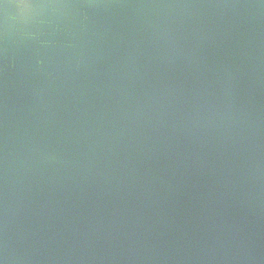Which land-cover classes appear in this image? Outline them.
Here are the masks:
<instances>
[{
    "label": "water",
    "instance_id": "1",
    "mask_svg": "<svg viewBox=\"0 0 264 264\" xmlns=\"http://www.w3.org/2000/svg\"><path fill=\"white\" fill-rule=\"evenodd\" d=\"M63 7L0 26V264H264V0Z\"/></svg>",
    "mask_w": 264,
    "mask_h": 264
},
{
    "label": "crops",
    "instance_id": "2",
    "mask_svg": "<svg viewBox=\"0 0 264 264\" xmlns=\"http://www.w3.org/2000/svg\"><path fill=\"white\" fill-rule=\"evenodd\" d=\"M64 2L65 0H0V26L29 30L44 24V18H50V12L63 11Z\"/></svg>",
    "mask_w": 264,
    "mask_h": 264
}]
</instances>
